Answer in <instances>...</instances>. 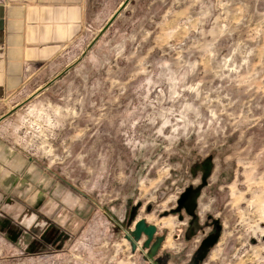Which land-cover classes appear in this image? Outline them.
<instances>
[{"label":"rangeland","instance_id":"obj_1","mask_svg":"<svg viewBox=\"0 0 264 264\" xmlns=\"http://www.w3.org/2000/svg\"><path fill=\"white\" fill-rule=\"evenodd\" d=\"M123 1L0 102V264H264V0H131L81 57Z\"/></svg>","mask_w":264,"mask_h":264},{"label":"crops","instance_id":"obj_2","mask_svg":"<svg viewBox=\"0 0 264 264\" xmlns=\"http://www.w3.org/2000/svg\"><path fill=\"white\" fill-rule=\"evenodd\" d=\"M85 0H0V102L85 33Z\"/></svg>","mask_w":264,"mask_h":264},{"label":"water","instance_id":"obj_3","mask_svg":"<svg viewBox=\"0 0 264 264\" xmlns=\"http://www.w3.org/2000/svg\"><path fill=\"white\" fill-rule=\"evenodd\" d=\"M131 2V0H124L118 7V9L114 12V14L109 18L107 23L102 27L99 34L90 42V44L87 46L86 50L82 53L81 57L85 55V53L95 45V43L98 41V39L108 30V28L113 24V22L118 18V16L121 14V12L127 7V5ZM68 68L64 71L67 72ZM63 73V74H64ZM62 75V74H61ZM61 75L57 76L53 81L48 83L44 89L49 87L55 80H57ZM44 89H41L40 91H43ZM32 97H30L28 100H30ZM22 102L18 105H16L12 110H10L5 116L0 118V122L3 121L8 116L15 113L19 108H21L26 102ZM189 197V193H186L182 196L181 200L178 202L179 205H182ZM150 206L147 208V212L150 211ZM156 233V228L154 225H147L143 220L137 221L134 225V230L132 232V235L135 240L140 239L142 235H144L147 239L146 243H149L153 236Z\"/></svg>","mask_w":264,"mask_h":264},{"label":"built area","instance_id":"obj_4","mask_svg":"<svg viewBox=\"0 0 264 264\" xmlns=\"http://www.w3.org/2000/svg\"><path fill=\"white\" fill-rule=\"evenodd\" d=\"M26 69H29V67H27Z\"/></svg>","mask_w":264,"mask_h":264}]
</instances>
